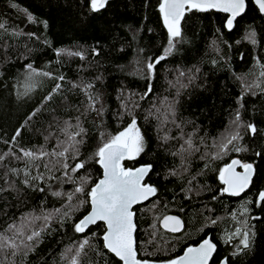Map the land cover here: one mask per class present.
<instances>
[{"label": "trees", "instance_id": "obj_1", "mask_svg": "<svg viewBox=\"0 0 264 264\" xmlns=\"http://www.w3.org/2000/svg\"><path fill=\"white\" fill-rule=\"evenodd\" d=\"M11 2L18 4L19 8L11 7L10 0H0V22H6L7 29H0V73H3L0 76V152H7L10 147L17 151L11 143H3L11 141L17 129H21V136L17 138L19 147L37 148L45 144L44 136L50 130L57 132L58 122L61 125L65 120L75 122L74 118L80 116L84 127L89 130L87 143L81 149L80 158L83 159L96 149V125L101 120L103 128L112 134L128 123L130 117L117 115L122 111L121 91L125 95L142 93L148 83L139 75L131 74L137 67L143 66L135 64L137 58L155 59L168 46L167 29L158 11L159 0H113L106 9L95 14L89 13L83 6L84 0ZM23 9L36 18L35 23L27 19ZM225 18L226 14L214 10L204 13L193 11L185 16L183 39L176 44L173 54L157 65L156 78L152 81L155 95L139 101L140 108L136 109L147 147L137 160L124 163L126 167L153 165L146 182L157 187V196L134 210L137 211L140 256L155 264H164L181 255L188 246L198 244L207 235L217 243L213 264H219L226 257L230 264H264V210L257 206L258 193L264 191V92L259 88L246 91V85L257 79V62L264 63V14L259 12L253 0H249L248 10L232 30L224 27ZM18 31L24 34L13 35ZM251 31L256 33L255 45L246 38ZM29 33L35 35L29 38ZM93 48L99 50L98 56L92 53ZM59 49L82 51L86 59L66 54L57 56ZM29 63L38 70L65 77L61 82L62 91L45 103L41 112L31 120H28L29 115L44 102V97L51 92L56 81L39 77V86L33 92L18 96V92L24 90L23 81ZM196 68L199 72L195 84L182 90L179 97L177 119L190 122L183 128L185 134L192 133L195 128L194 140L200 152L182 161L180 156L170 154L179 149L182 141L163 144L156 130L158 122L151 118L145 121L143 117L152 103L159 106L163 96L169 99L175 96L176 89L169 88L168 81L175 80L177 69L187 71ZM87 82L95 85L91 91L100 96L105 106L102 117L95 112L81 115L88 101L85 92L79 87L74 88L73 84ZM241 103L242 121L253 123L258 129L255 136L244 128L239 129L243 139L237 142V146H244L247 151L230 152L218 160L200 159L202 154L214 153V141H219L234 129L232 121ZM49 125H52L51 129ZM168 128L173 135H179V129L173 125L169 124ZM53 143H48L49 150ZM257 152L261 156H256ZM235 157L257 166L250 189L239 198L220 195L223 185L218 179V169ZM3 163L8 167H23L21 161L11 157ZM206 163L208 168H205ZM185 168L187 171H184ZM5 170L0 168V176ZM170 170L181 174L172 176ZM55 174L62 176L61 171ZM76 175H88L91 186L101 178L102 169L92 161L87 166V172L81 170ZM9 179L15 180L18 191L0 193V225L10 223L22 214L33 211L39 214L41 208L50 210L68 203L66 199L52 196L47 189L45 193L34 192L19 179L12 176ZM48 183L53 185L54 190L65 192L77 186L69 183L59 185L56 181ZM0 187H7L3 179H0ZM214 196L217 198L213 199ZM245 205L250 209L248 217L242 215ZM87 210V205L81 206L74 212L72 220L66 221L63 226L53 222L52 228L42 235L35 251L26 256L22 253L16 256L9 254L5 264H62L60 254L64 248L80 239V234L75 233L71 225ZM169 213L183 219L185 226L180 234L166 233L160 228L156 217ZM252 216H259L261 220L251 219ZM210 218L216 219L217 223L211 224ZM245 219L255 233L252 247L233 255L239 246V239L225 243V234L235 231L240 227L239 222ZM153 223L158 230L156 239L147 243L151 239ZM103 227L101 224L91 231L102 234ZM93 242L102 245L99 236ZM0 259H4V254L0 253ZM85 260L91 264H104L101 257L91 250ZM105 261L106 264H120L112 254H107Z\"/></svg>", "mask_w": 264, "mask_h": 264}, {"label": "snow or ice", "instance_id": "obj_2", "mask_svg": "<svg viewBox=\"0 0 264 264\" xmlns=\"http://www.w3.org/2000/svg\"><path fill=\"white\" fill-rule=\"evenodd\" d=\"M260 13H264V0H254ZM109 0H84L83 6L87 7L89 13L95 14L106 9ZM13 8H19V5L12 3ZM249 8V0H159L158 11L162 17L163 25L168 33V46L164 48L163 54L155 59L145 58L141 60L137 58V67L133 75H139L148 83L142 93H130L125 95L121 91V112L117 115L130 117L128 123L115 134L109 133L103 128V122L96 125L98 133V142L96 149L91 155L81 159V149L87 143L89 130L84 127L80 116L72 120L63 121L62 125L56 124L57 132L49 131L48 135L44 136L45 144L37 148L19 147L17 138L21 136V129H17L11 141H3L5 144L11 143L17 151L9 148L7 152H0V168L6 169L0 179H3L7 187H0V193L11 190L18 191L15 186V180H10L9 176L20 180L25 187L30 188L34 192L50 193L52 196L60 199H66L67 204H62L60 208L44 209L41 208L39 214L35 211L22 214L18 219L13 218L11 222H5L0 225V253L4 254V259H0V264H5L8 255L16 256L18 253L27 255L29 252L35 251V247L41 243L42 235L52 228L53 222L63 226L66 221L72 220L73 214L81 206L87 205L88 210L85 214L77 218L71 225L72 230L80 234V239L72 245L64 248L60 254L62 264H91L86 261L85 257L91 250L96 252L101 261L106 264L105 257L107 254H112L118 258L120 264H155L154 261L141 258L139 244L137 240L138 219L137 211L134 210L137 205L143 204L157 196L158 189L151 183L146 182V178L153 171L152 164H144L139 167H126L125 161H135L142 153L145 152L147 141L145 132L142 130L136 115V109L140 108L139 101L155 95V89L152 81L156 78L157 65L161 61L166 60L176 49V44L183 39L184 32L182 23L185 21V16L193 11L209 12L217 11L225 13L226 18L224 27L232 30L237 23V18L242 17ZM27 15V19L35 23L36 18L23 9ZM47 27V22H44ZM0 29L7 31L6 22H0ZM22 31L14 32L13 35H23ZM29 38L33 37L34 33H29ZM256 33L251 31L247 35V39L252 44H256ZM135 38V37H133ZM142 51V49L140 50ZM94 55H99V50L92 49ZM76 56L80 59H86L84 52L71 51L68 49L57 50V56L60 55ZM258 73L256 81L246 85V91L253 88H259L264 92V63L257 62ZM27 74L23 81V92H18V96L23 97L29 95L38 86L39 77H45L56 81L49 94L44 97V102L35 108L28 117L31 120L36 117L44 108V104L53 99V96L59 94L63 89L62 81L65 80L63 75H55L50 71L38 70L31 63L26 65ZM199 69H189L187 71L177 69L175 80L168 81L169 88L176 89L175 96L169 99L163 96L161 103L158 106L152 103L146 110L144 120L150 118L156 120L158 138L163 144H168L170 141L179 140L182 143L179 149L175 152H170L171 155L180 156L182 161H186L188 156L200 152V147L194 140L196 130L192 133L185 134L183 131L185 121L177 119V105L182 90L194 85L197 80ZM3 73H0L2 76ZM100 79V77H97ZM73 87L81 88L86 95L87 105L81 113L87 116L90 112H95L97 116L102 117L105 109L103 102L98 94H94L91 90L95 87L92 82L73 84ZM240 100H243L241 95ZM99 105V107H97ZM243 108L241 103L236 110L232 124L235 126L232 131H229L219 141H214L216 149L212 154H202L200 159L218 160L230 152L247 151L244 146H237V142L243 139L240 128H244L252 136L258 133L257 126L253 123H244L241 118L240 109ZM27 120L25 124H27ZM173 125L179 129V135H173L168 125ZM52 128V125H49ZM163 135H160V133ZM58 133V134H57ZM54 141L53 146L49 150L48 143ZM203 143V138L200 140ZM256 156H261L257 152ZM11 157L13 160L21 161L23 167H8L3 162ZM94 161L102 169V177L90 184L88 175L76 174L81 170L87 172V166ZM209 165L206 163L205 168ZM240 169V171H237ZM57 171L62 172V176H57ZM187 171V168L184 169ZM257 166L252 162H247L239 158H233L223 167L218 169V179L223 187L220 189V195H228L231 197L240 196L253 183V177L256 175ZM172 176H178L176 170H170ZM49 181H56L59 185L65 183L77 185L70 192L63 190H54L53 185ZM45 185L41 187V185ZM83 196V199L79 197ZM217 197H213L216 199ZM77 202L73 204L72 202ZM155 206V204L153 205ZM257 206L264 210V191H260L257 196ZM182 210V209H181ZM250 209L245 205L242 209V215L248 217ZM235 219V214H233ZM251 219L261 220L259 216H252ZM160 228L168 233H178L184 230V221L176 215H162L156 217ZM211 224L217 223L216 219L210 218ZM240 227L235 231L225 234V243H231L234 239H239V246L233 255L243 253L252 247L254 231L248 220L239 222ZM103 225L102 234L92 232L91 229ZM153 231L150 234L151 239L147 243H151L156 239L157 225H151ZM99 236L102 240V245H98L93 241ZM106 250V252L104 251ZM217 252V243L213 237L206 236L196 246H188L182 255L169 259L164 264H213V257ZM100 264V262H97ZM221 264H230V260L226 257L221 261Z\"/></svg>", "mask_w": 264, "mask_h": 264}, {"label": "water", "instance_id": "obj_3", "mask_svg": "<svg viewBox=\"0 0 264 264\" xmlns=\"http://www.w3.org/2000/svg\"><path fill=\"white\" fill-rule=\"evenodd\" d=\"M112 1H113V0H109V3L112 2ZM253 3H254V0H253ZM254 5H255V3H254ZM255 6H256V5H255ZM256 7H257V6H256ZM257 9H258V8H257ZM224 14H225V13H224ZM261 14H264V13H261ZM226 15H227V14H226ZM240 18H241V17H238L237 20L240 19ZM237 171H240V169H237ZM101 177H102V176H101ZM253 178H254V177H253ZM263 182H264V177H263ZM250 187H251V186H250ZM250 187H249L244 193H242L240 196L233 197V198H239V197L243 196V195H244V194L250 189ZM230 197H231V196H230ZM146 202H147V201H146ZM144 203H145V202H144ZM144 203H143V204H144ZM140 205H142V204H140ZM137 206H139V205H137ZM137 206H136V207H137ZM136 207H135V208H136ZM165 215H176V216H179V215H177V214H172V213L165 214ZM179 217H180V216H179ZM180 218H181V217H180ZM181 219H182V218H181ZM182 220H183V219H182ZM159 226H160V225H159ZM184 226H185V224H184ZM161 229H162V228H161ZM162 230H163V229H162ZM163 231H164V230H163ZM164 232H166V231H164ZM181 232H182V231H181ZM181 232L174 233V234H180ZM166 233H168V232H166ZM170 234H173V233H170ZM182 254H183V253H182ZM182 254H181V255H182ZM117 259H118V258H117ZM222 260H223V259H222ZM222 260H221V261H222ZM221 261L219 262V264H221Z\"/></svg>", "mask_w": 264, "mask_h": 264}, {"label": "flooded vegetation", "instance_id": "obj_4", "mask_svg": "<svg viewBox=\"0 0 264 264\" xmlns=\"http://www.w3.org/2000/svg\"><path fill=\"white\" fill-rule=\"evenodd\" d=\"M207 236H209V235H207ZM197 245V244H196ZM196 245H193V246H196Z\"/></svg>", "mask_w": 264, "mask_h": 264}, {"label": "rangeland", "instance_id": "obj_5", "mask_svg": "<svg viewBox=\"0 0 264 264\" xmlns=\"http://www.w3.org/2000/svg\"><path fill=\"white\" fill-rule=\"evenodd\" d=\"M235 158H237V157H235Z\"/></svg>", "mask_w": 264, "mask_h": 264}]
</instances>
